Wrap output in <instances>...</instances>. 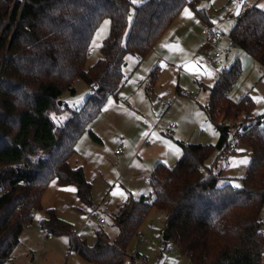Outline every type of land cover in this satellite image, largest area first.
I'll use <instances>...</instances> for the list:
<instances>
[{
    "label": "trees",
    "instance_id": "obj_1",
    "mask_svg": "<svg viewBox=\"0 0 264 264\" xmlns=\"http://www.w3.org/2000/svg\"><path fill=\"white\" fill-rule=\"evenodd\" d=\"M13 1L0 0V264L13 259L23 231L43 209L42 197L51 180L75 185L79 199L92 205V188L83 169L68 162L76 142L108 98L124 86L126 57L144 59L185 6L196 9L195 0H145L138 5L131 0H26L5 26ZM105 19L110 29L102 58L86 68L92 38ZM229 39L264 67V9L247 4ZM241 73L236 62L219 72L212 85H202L209 92L204 108L219 133L217 144L180 142L178 162L158 163L152 170V198L131 196L111 214L118 229L114 240L98 229L90 247L71 236V225L53 211L42 226L53 235H70L69 251L87 262L126 264L134 258L129 257L130 243L150 211L158 208L166 212L164 234L190 264H263L264 115L237 132L238 141L252 151L241 187L206 165L213 155L217 160L233 150L229 122L255 109L249 95L240 100L231 96ZM160 74V66L153 68L147 92ZM78 79L90 93L82 106L70 108L62 95L66 90L75 94ZM66 110V121L52 118Z\"/></svg>",
    "mask_w": 264,
    "mask_h": 264
},
{
    "label": "crops",
    "instance_id": "obj_2",
    "mask_svg": "<svg viewBox=\"0 0 264 264\" xmlns=\"http://www.w3.org/2000/svg\"><path fill=\"white\" fill-rule=\"evenodd\" d=\"M144 1L138 0L134 5ZM195 1L196 9L191 4L185 6L144 59L139 60L133 55L128 62L126 59L124 86L117 96L108 98L101 113L76 142L68 162L72 168L83 169L86 180L91 184L92 205L87 206L79 199L75 185L63 186L58 179H53L43 194V209L35 212L34 217H39L38 221L42 223L48 220V211H53L59 219L70 224L71 228L81 226L80 231L74 228L77 233L71 236H76L92 247L96 243L98 229H103L110 236L107 227L103 226L108 224V219L112 220L111 214L115 213L129 197L152 198L149 180L152 170L158 163L172 166L177 158L179 160L183 152L179 147L180 142L199 144L196 138L187 141L195 133L191 134L189 126L180 121L177 125L175 122L171 123L176 127L169 134L167 130L171 124L168 125L167 121L175 118L164 116L162 110L168 111L174 103L173 108L179 109L180 113L190 114L194 120L199 118L196 123L198 126L201 124V115L205 114L204 106L209 100L199 101L198 104L197 99L202 92L209 98V92L202 87L205 85L207 75L198 78V74H194L196 76L192 74L194 83L199 82L200 89L182 81L183 75L191 68L188 67L190 64L194 63L196 69L204 70L199 57L204 50L211 48L207 43L206 45L201 43L200 46L199 36L203 35L207 28H219L223 31L222 43L225 45L226 32L223 29L225 25L231 30L247 4L257 3L260 7L264 5V0H239L234 7L232 0ZM226 8H229L226 18H218L219 12ZM186 10L190 15L186 14ZM133 17L134 10L129 17V24ZM229 19L232 21L228 22ZM222 56L221 51V56L215 58L220 59ZM198 60L200 63H197ZM156 66H160L161 74L157 83L147 92L149 75ZM226 66L225 63L224 69ZM221 71L215 73L214 80ZM192 93L197 96L194 97ZM186 94L189 96H185ZM169 99L173 100V103L167 109L165 103ZM90 132L97 138H93ZM200 133H205V130L202 129ZM122 145L126 147L124 153L117 154L116 148ZM101 219L105 222L101 223ZM91 222L98 228L94 233L90 229ZM67 236L70 243L71 236ZM53 240L55 235L51 241ZM70 254L77 264H91L76 252L71 251ZM79 259H82V262Z\"/></svg>",
    "mask_w": 264,
    "mask_h": 264
},
{
    "label": "rangeland",
    "instance_id": "obj_3",
    "mask_svg": "<svg viewBox=\"0 0 264 264\" xmlns=\"http://www.w3.org/2000/svg\"><path fill=\"white\" fill-rule=\"evenodd\" d=\"M238 2L239 0H232L233 7ZM228 9L229 8H226L224 11L219 12L218 18L222 17L225 19ZM238 10H240L239 7ZM230 20L231 19H229L228 22ZM131 23L132 20L130 21V24ZM109 28V19L103 20L97 28L91 41L89 55L86 61V68L94 65L102 58L101 47L104 39L109 34ZM223 29L226 32V43L225 45L223 43V45H220V51H222L223 55L222 58H215L214 52L206 48L207 50H204L199 57L201 63L203 64L204 70L196 69L194 63L190 64L188 67L191 68L188 73L183 75L182 81H186L189 85H191V87L197 86L200 89L199 82L195 81L194 83L192 74H198V78H202L206 74L207 76L204 81L205 85H212L214 82L213 80L215 73L224 69L225 63L227 64V68H231L236 62L241 64L242 73L234 85L231 96L234 100H240L246 95L251 96L255 102V109L252 115H248L246 112H243L238 119L229 122L231 127L229 137L232 141V148L234 151H228L225 156L220 157L217 160L215 154L206 162V165L208 167H213L216 172L222 171L225 180L230 181L233 186L239 184L241 187L243 184L242 179L248 170L252 151L246 144L238 141L237 132L240 131V128L247 124V122L251 119H255L256 117L264 115V67L260 65L251 54L239 47L233 46L229 39L230 29L227 28V25H225ZM199 43L200 46H202V44L206 45L205 38L202 34L199 36ZM130 57L132 56H127V62L129 59H131ZM197 63H200L199 60ZM74 88L76 89L75 94H72L70 91L66 90L62 95L63 102L66 103L70 108L82 106L86 101V97L90 93V88L82 79L75 81ZM192 95L194 97L197 96L193 93ZM197 100L198 104H200L199 101L206 102V100L208 101L209 98L208 95L205 96V94L202 92L199 99ZM173 106L174 103L171 109L168 111H165L164 109L162 110L164 116L168 118L174 117L176 119L167 121L168 125H170L172 122H175L177 125L180 121L182 124L189 126L188 130L191 134L193 132L195 133V135H191L187 141H189L190 138H196L198 140L197 142L201 144H217L219 133L217 132L215 125L211 122L207 112L203 111L205 114H203V116L201 115L202 122L198 126L196 122L199 118L194 120L193 116L188 113H180V110L173 108ZM182 107L185 109L184 105ZM199 108L202 109L201 106H199ZM69 116L70 111L66 110L60 114L53 115L52 118L57 123H62L66 121ZM219 120H223V118ZM153 124L156 125V123ZM195 128L197 129L195 130ZM202 129L205 130V133H200ZM179 147L181 146L179 145ZM245 159L249 161V163L246 165L241 163V161ZM177 160L178 158L172 166L176 164ZM220 183L223 182L221 181ZM262 220L264 223V208L262 211ZM165 222L166 212L158 208H153L141 226L140 234L136 236L129 245V257L132 258V256L139 254L141 259H147L148 264H190L187 256L182 254L172 239H164ZM89 225L91 231H93V233L96 232L98 228L94 222H91ZM41 226V222L34 217L33 223L23 231L20 238V243L13 252V259L5 264H77L76 261L70 257L71 252L68 249V236L55 235V240L51 241V239H48L45 235L39 233V228ZM111 226H114L115 228H111ZM103 227H107L106 229L109 230L112 240L117 237L118 231L117 227L113 223V220L108 219V224L104 225ZM74 228H76L78 231L81 230V226L72 227V230ZM131 260L134 261V258ZM131 260L129 259L126 264H133V261ZM80 261L82 262V259Z\"/></svg>",
    "mask_w": 264,
    "mask_h": 264
},
{
    "label": "built area",
    "instance_id": "obj_4",
    "mask_svg": "<svg viewBox=\"0 0 264 264\" xmlns=\"http://www.w3.org/2000/svg\"><path fill=\"white\" fill-rule=\"evenodd\" d=\"M26 3V0H14L10 13L6 19L5 26L8 25L11 19V15L13 11L15 10L16 7H18L19 12L22 11ZM203 36L205 38L206 43L210 46L211 50L215 53L216 57L221 56V51H220V45L223 41V32L219 28H207L203 31ZM185 96H189V94H186ZM173 103V100L169 99L166 103L165 106L168 109L170 105ZM176 127L175 124H171L169 129L167 130L168 133H172L173 129ZM125 146L122 145L118 148H116V153L117 154H122L125 151ZM233 151V150H231ZM150 201V200H148ZM33 213L35 212V209L32 210ZM101 223H104L105 220L101 219ZM39 233L42 235H45L48 239H53V234L49 233L45 227H40L39 228ZM77 233L76 230H72V234L75 235ZM134 257L133 264H148L147 259H141L140 256H137V254ZM163 264V263H160Z\"/></svg>",
    "mask_w": 264,
    "mask_h": 264
},
{
    "label": "snow or ice",
    "instance_id": "obj_5",
    "mask_svg": "<svg viewBox=\"0 0 264 264\" xmlns=\"http://www.w3.org/2000/svg\"><path fill=\"white\" fill-rule=\"evenodd\" d=\"M132 3H133V4L138 3V0H132ZM260 7H264V5H260ZM186 14L190 15V13H188L187 10H186ZM106 23H107V22H106ZM177 150L179 151V149H177ZM241 163L246 165V164L249 163V161H248L247 159H245V160L241 161ZM235 187H240V185L237 184V185H235ZM69 190H70V191H76V189H69ZM37 218L39 219V217H37Z\"/></svg>",
    "mask_w": 264,
    "mask_h": 264
},
{
    "label": "water",
    "instance_id": "obj_6",
    "mask_svg": "<svg viewBox=\"0 0 264 264\" xmlns=\"http://www.w3.org/2000/svg\"><path fill=\"white\" fill-rule=\"evenodd\" d=\"M164 239H165V240H168V237H167V235H165V236H164Z\"/></svg>",
    "mask_w": 264,
    "mask_h": 264
}]
</instances>
